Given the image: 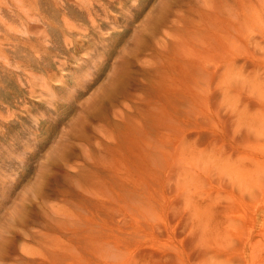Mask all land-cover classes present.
Listing matches in <instances>:
<instances>
[{"label":"rangeland","instance_id":"1","mask_svg":"<svg viewBox=\"0 0 264 264\" xmlns=\"http://www.w3.org/2000/svg\"><path fill=\"white\" fill-rule=\"evenodd\" d=\"M177 1L190 2L0 0V264L226 260L193 235L186 200L223 202L231 192L213 149L264 162V43L233 65L230 81L245 83L231 105L219 77L208 95L215 112L199 102L188 143L204 154L188 162L183 54L170 30L151 41ZM259 165L260 188L233 190L241 220L226 241L230 264H264Z\"/></svg>","mask_w":264,"mask_h":264},{"label":"bare ground","instance_id":"2","mask_svg":"<svg viewBox=\"0 0 264 264\" xmlns=\"http://www.w3.org/2000/svg\"><path fill=\"white\" fill-rule=\"evenodd\" d=\"M180 3L181 1H177L174 5V8L178 9L173 8L166 11L151 41L155 44L159 35L163 33L165 35L167 30L172 31L178 38L176 47L183 54L182 60L184 61L181 91L189 106L185 111L186 127L183 130L182 142L186 147L183 150V157L188 162H197L204 152L195 149L194 146H189L190 125L197 127L201 103L210 109L208 95L214 92L212 86L217 77L223 79L220 81L222 84H219V87L222 86L223 104L225 101H230L228 104L231 105L232 95L239 91L240 84L245 83V80L243 82L239 80V84L237 82L234 84L230 81V77L233 78L235 62L241 57L252 56L254 53L251 52L250 47L257 48L264 43V34L261 30L264 25V0H190L186 5ZM194 5L198 6V12H196L197 19L192 21L186 14L192 11L191 8ZM182 6L187 8V13L180 10ZM180 19L183 22L186 21L183 23L186 25L184 29L177 25ZM152 45H147V47ZM258 61H261V58ZM218 69L224 71L220 73ZM201 94L204 95V99L201 98ZM229 105L228 109L234 111ZM218 111L220 112V109ZM211 112L215 111L211 110ZM191 113L195 116L193 122L190 117ZM222 125L225 124H222L221 119L218 123L210 121V128L213 132L220 131ZM213 150L215 152H212V156L220 172L219 175L221 178L224 175L229 177V183L226 182V184L233 186L231 192H225L223 202H215L216 199L211 198L210 195H207L206 202L198 203L195 199L192 201L187 199L186 207L191 212L193 228L199 233V236L196 233L193 235L214 252L215 258H219L222 254L226 255L223 263L210 258V261L204 264H230L232 249L226 245V241L236 232V227L241 220V215L235 206L236 192L233 190L234 187H238L240 192L243 190L247 192L254 187L260 188L262 184L259 182V173L255 163L262 166L264 162L255 159L256 157L252 155L242 154L234 157L229 152ZM252 160L256 161L251 167L247 161ZM198 170L191 167L194 176L200 175ZM218 205H221L222 210L214 214ZM193 228H191L192 231ZM209 235L213 236L212 239L208 238ZM247 242L250 240L247 239ZM242 259L246 260L245 252L242 253Z\"/></svg>","mask_w":264,"mask_h":264}]
</instances>
